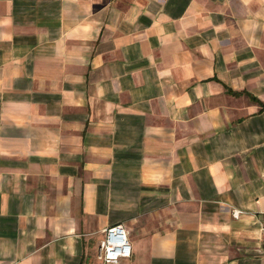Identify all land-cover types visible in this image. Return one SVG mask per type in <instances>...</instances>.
Instances as JSON below:
<instances>
[{"label": "crops", "instance_id": "1", "mask_svg": "<svg viewBox=\"0 0 264 264\" xmlns=\"http://www.w3.org/2000/svg\"><path fill=\"white\" fill-rule=\"evenodd\" d=\"M264 0H0V264H264Z\"/></svg>", "mask_w": 264, "mask_h": 264}, {"label": "built area", "instance_id": "2", "mask_svg": "<svg viewBox=\"0 0 264 264\" xmlns=\"http://www.w3.org/2000/svg\"><path fill=\"white\" fill-rule=\"evenodd\" d=\"M261 231L264 236V223ZM132 254L128 230L123 225L109 227L99 248V261L104 264H118L122 259L131 258Z\"/></svg>", "mask_w": 264, "mask_h": 264}]
</instances>
